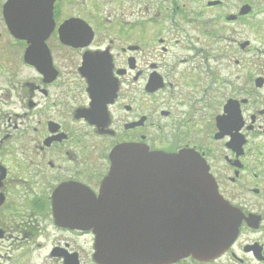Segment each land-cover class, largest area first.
Segmentation results:
<instances>
[{
  "label": "flooded vegetation",
  "instance_id": "af4514ba",
  "mask_svg": "<svg viewBox=\"0 0 264 264\" xmlns=\"http://www.w3.org/2000/svg\"><path fill=\"white\" fill-rule=\"evenodd\" d=\"M139 149L198 154L235 236L124 264H264V0H0V264H116L96 220Z\"/></svg>",
  "mask_w": 264,
  "mask_h": 264
},
{
  "label": "water",
  "instance_id": "95a60500",
  "mask_svg": "<svg viewBox=\"0 0 264 264\" xmlns=\"http://www.w3.org/2000/svg\"><path fill=\"white\" fill-rule=\"evenodd\" d=\"M133 152L137 165L124 167L117 153L104 181L103 196L109 197L106 211L119 214L96 220L106 224L96 228L105 257L111 256L107 261L165 263L188 255L217 253L233 241L235 221L198 154ZM138 180L149 184L145 189L158 182V201L137 199ZM120 181L128 186H121ZM138 213L148 217L141 219ZM151 214L158 218H150ZM157 221L153 230L149 224Z\"/></svg>",
  "mask_w": 264,
  "mask_h": 264
},
{
  "label": "rangeland",
  "instance_id": "374dc122",
  "mask_svg": "<svg viewBox=\"0 0 264 264\" xmlns=\"http://www.w3.org/2000/svg\"><path fill=\"white\" fill-rule=\"evenodd\" d=\"M255 47H256V48H257V47H263L262 41L256 39V40H255ZM257 49H258V48H257Z\"/></svg>",
  "mask_w": 264,
  "mask_h": 264
}]
</instances>
